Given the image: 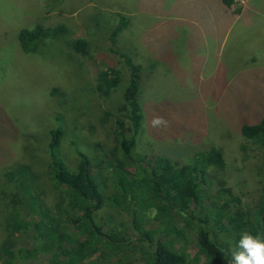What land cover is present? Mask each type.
<instances>
[{
	"label": "rangeland",
	"instance_id": "1",
	"mask_svg": "<svg viewBox=\"0 0 264 264\" xmlns=\"http://www.w3.org/2000/svg\"><path fill=\"white\" fill-rule=\"evenodd\" d=\"M230 3L226 5L240 12L249 0ZM134 4V0H0V264H17L21 262L19 258L26 264L52 263L51 252L38 242V223H32L27 234L11 228L15 212L32 222L41 218L44 221L46 214L39 211L42 217L38 214V218L30 214L24 191L7 173L20 165L29 166L34 175L35 197L30 201L38 198L43 209L57 212L66 192L56 188L49 177L53 129H62L60 152L65 162L75 169L79 162L77 150L86 152L93 160L91 170L97 182L105 186L106 192L110 190L114 130L124 113V90L133 71L114 51L110 37L122 18L118 11H131ZM37 26L56 33L27 53L18 34L23 28ZM210 29H214L212 24L206 26L209 36L219 41L226 37L225 24L218 25L217 31ZM78 37L88 40V54L71 46L72 39ZM232 42L229 37L224 44V64L229 65L227 71L221 72L212 70V62L203 66L202 55H172L169 51L166 56L134 57L131 46L135 41L127 30L118 35L115 47L127 54L134 65L141 64L138 73L143 120L133 152L147 160L165 156L176 164H186L199 151L220 148L227 164L224 170L215 171L218 178L226 180L225 185L234 193H247L248 200L254 202L263 193L264 159L251 139L242 134L241 125L264 117V65L239 70L238 63L242 61L233 60ZM256 57L252 64L264 59V55ZM111 68L120 72L121 82L109 96H104L98 90L96 76L99 70ZM154 117H162L166 125L153 127ZM219 181L214 180L211 194L220 187ZM148 204L142 198L139 206L145 208ZM98 214V223L105 232L125 216L109 206ZM153 227L149 225L151 230ZM68 232L70 241L64 246L76 247L82 236L73 225L68 226ZM154 238L157 240L158 235ZM6 246L16 257L9 260L1 252ZM175 248L193 257L200 251L197 233L191 232L187 241ZM113 251V256H100L99 264H106V259L116 264L118 258L127 263V250Z\"/></svg>",
	"mask_w": 264,
	"mask_h": 264
},
{
	"label": "trees",
	"instance_id": "2",
	"mask_svg": "<svg viewBox=\"0 0 264 264\" xmlns=\"http://www.w3.org/2000/svg\"><path fill=\"white\" fill-rule=\"evenodd\" d=\"M223 1L231 4V0ZM126 26V17L122 16L110 37L114 51L133 70L124 90L125 103L121 108L124 113L114 130L110 190L106 192L105 186L97 182L91 170L93 160L86 152L77 150L79 162L75 169L65 162L60 152L62 129H53L49 146V177L56 188L65 190L64 203L58 206L57 212L51 213L42 208L38 198L35 202L30 201V197L35 198L32 195L33 171L29 166L20 165L9 171L7 176L17 180L20 191H24L26 198L22 202L29 204L30 214L38 218V214L42 217L39 211H43L46 219L32 222L15 212L10 226L14 231L27 234L32 223H38V242L51 252V264H99L100 256H113V250L118 252L122 249L127 250V263L126 259L118 258L116 264H227L242 232L264 235V188L262 196L253 202L248 200L247 193H234L227 187L226 180L219 179L215 172L224 170L227 164L220 148L199 151L186 164H176L165 156L147 160V157L133 152L142 126L143 110L139 100V66L115 47L119 33ZM55 33L42 26L23 28L18 39L24 51L31 53L39 42ZM70 44L78 52L88 54L87 39L73 38ZM96 77L98 90L104 96H109L121 82L120 72L113 68L99 70ZM241 131L251 139L258 155L264 159V117L255 123H243ZM131 167H134L133 171ZM215 179L220 180V187L213 195L211 188ZM142 198L149 203L145 208L139 206ZM105 206L125 214L124 220L117 222L109 232H105L97 220L98 213ZM150 224L155 226L152 230ZM69 225H73L82 236L76 240V247L64 246L66 241H70ZM191 232L197 233L200 248L193 257H189L184 249L175 248L187 241ZM155 234L158 235L157 240ZM1 252L9 260L16 257L7 246ZM19 260L21 262L17 264H26L25 260ZM105 262L112 264V259Z\"/></svg>",
	"mask_w": 264,
	"mask_h": 264
},
{
	"label": "crops",
	"instance_id": "3",
	"mask_svg": "<svg viewBox=\"0 0 264 264\" xmlns=\"http://www.w3.org/2000/svg\"><path fill=\"white\" fill-rule=\"evenodd\" d=\"M155 1L134 0L131 11L123 8L118 11L127 21L120 34H124L125 30L130 31L135 41L131 46L134 57L166 56L170 52L172 55L177 52L181 55H202L203 66L212 62L213 71H227L226 65L229 64H224V44L232 37L233 60L242 61L238 63L239 70L243 72L264 65V59L257 60V65L251 62L255 61L256 56L262 58L260 56L264 55V0H249L246 8L240 12L223 0ZM209 24H212L214 29L210 30L213 32L217 31L218 25L225 24L226 37L219 41L218 37L209 36L206 31ZM233 29L236 31L227 34ZM137 63L141 66L140 62Z\"/></svg>",
	"mask_w": 264,
	"mask_h": 264
},
{
	"label": "clouds",
	"instance_id": "4",
	"mask_svg": "<svg viewBox=\"0 0 264 264\" xmlns=\"http://www.w3.org/2000/svg\"><path fill=\"white\" fill-rule=\"evenodd\" d=\"M166 123L162 117H154L151 121L153 127ZM227 264H264V235L242 232Z\"/></svg>",
	"mask_w": 264,
	"mask_h": 264
}]
</instances>
